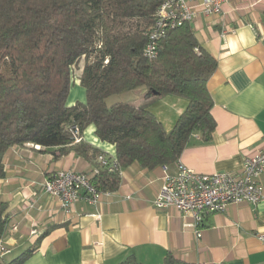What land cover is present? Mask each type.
Masks as SVG:
<instances>
[{
    "label": "crops",
    "instance_id": "0c3cea01",
    "mask_svg": "<svg viewBox=\"0 0 264 264\" xmlns=\"http://www.w3.org/2000/svg\"><path fill=\"white\" fill-rule=\"evenodd\" d=\"M190 27L217 63L207 82L215 130L208 139L194 134L179 161L199 174L237 173L247 157L264 150V0H229L220 15H198ZM70 91L68 106L85 102L77 79ZM116 102L146 108L166 132L187 107L181 98H148L142 89L112 97ZM82 140L115 158V147L100 141L93 125ZM94 163L74 153L56 158L31 144L6 153L0 201L8 223L1 238L10 254L3 264H15L32 248L20 264H119L131 255L140 264H163L167 255L188 264H264V243L257 239L264 234V200L206 216L197 239L195 229L186 226L192 218L153 207L163 184L161 166L148 170L133 163L121 169L116 191L93 205L79 200L68 214L44 194L46 178L61 171L90 174ZM168 166L173 173V164ZM260 182L264 189V174ZM12 225L17 232H9Z\"/></svg>",
    "mask_w": 264,
    "mask_h": 264
},
{
    "label": "trees",
    "instance_id": "16d2710c",
    "mask_svg": "<svg viewBox=\"0 0 264 264\" xmlns=\"http://www.w3.org/2000/svg\"><path fill=\"white\" fill-rule=\"evenodd\" d=\"M162 0H0V178L3 160L15 146L31 144L59 158L85 160L102 153L82 140L93 125L102 142L115 147L118 171L100 169L93 179L101 192H114L120 170L143 169L179 160L194 134L215 130L207 82L216 61L197 42L190 24L158 42L157 56L144 57L147 32ZM78 80L84 103L66 104ZM142 89L148 98H181L187 107L166 132L144 107L107 100ZM77 126L75 143L69 129ZM0 201V238L8 223ZM34 248L15 260L20 264ZM119 264H140L134 256ZM163 264H188L167 255Z\"/></svg>",
    "mask_w": 264,
    "mask_h": 264
},
{
    "label": "built area",
    "instance_id": "2783aa9c",
    "mask_svg": "<svg viewBox=\"0 0 264 264\" xmlns=\"http://www.w3.org/2000/svg\"><path fill=\"white\" fill-rule=\"evenodd\" d=\"M229 0H162L154 14V21L147 32L144 57L154 59L157 56L158 42L167 32L190 24L198 15L206 17L222 13V6ZM75 143L81 140L77 126L69 129ZM38 149V146H34ZM98 166H94L90 174L73 171H61L46 178L42 184L44 194L59 202L61 210L68 214L72 205L84 200L88 204H96L100 197L110 192H101L93 184L100 169L109 173L118 171L115 158L104 154L97 157ZM163 184L153 207L157 209L173 208L184 217H190L192 224L186 225L195 229L196 238L201 237L199 226L210 214L223 213L230 205L248 203L253 206L264 200V189L261 177L264 174V150H258L247 157L237 173H216L204 175L184 166L179 160L173 163L174 172L168 165H163ZM18 231L12 225L9 232ZM35 230L31 235H36ZM257 239L264 243V234ZM10 254L9 246L0 238V264Z\"/></svg>",
    "mask_w": 264,
    "mask_h": 264
},
{
    "label": "rangeland",
    "instance_id": "374dc122",
    "mask_svg": "<svg viewBox=\"0 0 264 264\" xmlns=\"http://www.w3.org/2000/svg\"><path fill=\"white\" fill-rule=\"evenodd\" d=\"M70 92H71V91L69 90L68 97H69V95H70ZM68 97H67V99H68ZM67 99H66V100H67ZM107 102H108V104H111V98L108 99Z\"/></svg>",
    "mask_w": 264,
    "mask_h": 264
}]
</instances>
